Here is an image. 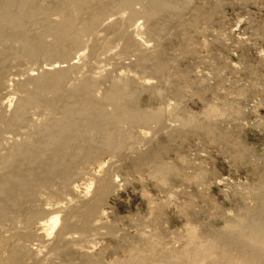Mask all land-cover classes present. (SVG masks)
Wrapping results in <instances>:
<instances>
[{"label":"bare ground","instance_id":"obj_1","mask_svg":"<svg viewBox=\"0 0 264 264\" xmlns=\"http://www.w3.org/2000/svg\"><path fill=\"white\" fill-rule=\"evenodd\" d=\"M188 1L0 0V264H264V186L256 207L227 218L208 237L190 228L181 249L174 250L141 233L130 243L127 256L111 263L102 261L103 250L93 253L95 237L89 235L94 229H113L105 206L117 181L106 171L95 180L90 199L70 197L82 168L105 155L141 148L146 129L197 124L180 116L176 104L147 108L139 100L145 91L152 98L164 97L159 87L169 73L164 42L173 28L166 17L178 15ZM139 18L146 20V31ZM142 33L156 45L149 47ZM114 46L120 48L113 57L129 61L127 69L119 63L122 68L116 66L114 72L81 73L76 59L99 51L108 54ZM11 58L26 59L36 68L10 74ZM65 62L70 63L66 68ZM152 78L161 84L147 86ZM41 105L47 107L42 119L43 109L39 115L31 112ZM225 110L211 106L206 115L223 116ZM155 169L163 174L167 165L158 162ZM47 205L54 208L48 210Z\"/></svg>","mask_w":264,"mask_h":264},{"label":"rangeland","instance_id":"obj_2","mask_svg":"<svg viewBox=\"0 0 264 264\" xmlns=\"http://www.w3.org/2000/svg\"><path fill=\"white\" fill-rule=\"evenodd\" d=\"M179 13L166 17L173 24L171 30H175L167 32L169 38L166 36L164 42L169 73L162 84L156 78L148 85L145 83L161 84L160 89L166 92L168 87L171 92L169 89L163 92L161 99L152 98L145 91L139 100L147 108L176 104L180 116L191 117L197 124L182 128L177 122L176 129H158L153 125L152 130L146 129L140 150L125 149L116 157L105 155L82 168L84 171L80 169L81 175L71 184L70 197L76 201L81 197L79 200L83 202L91 198L95 180L101 176L108 174L117 181L118 187L105 206L106 220L113 224V229H94L91 232L94 235H89L95 237L92 241L97 244L92 242L93 253L103 250L101 259L105 263L124 259L130 243L141 233L154 235L162 247L174 250L181 249L190 228H196L202 238L208 237L211 231L222 228L227 218L256 207L264 186V0H189ZM145 21L138 19L142 31H146ZM143 34L149 47H154L155 39ZM114 42L112 46L120 43ZM119 48L115 47L114 52L111 48L112 52H105L107 55L99 51L98 57L89 54L92 58L87 55L90 59L84 61L76 59L81 64V73L114 72L116 66L122 68L119 63L124 67L122 70L127 69L124 65L128 60L113 57ZM14 59L10 60V74L21 68H36L26 59ZM85 61L90 64H83ZM63 64L66 68L70 63ZM40 71L34 73L39 75ZM15 85L11 88L16 89ZM15 96L19 97H12ZM211 106L226 109L225 113L207 116ZM39 107L31 112L47 108ZM43 112L46 111L38 114L40 119ZM158 162L167 165L163 174L155 172ZM50 216L53 215L45 218L48 224ZM54 230H50L51 238ZM91 238L87 244L92 246Z\"/></svg>","mask_w":264,"mask_h":264}]
</instances>
